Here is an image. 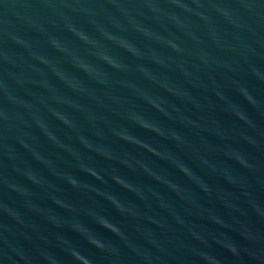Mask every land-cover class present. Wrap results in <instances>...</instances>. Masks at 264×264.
<instances>
[{
    "label": "water",
    "instance_id": "obj_1",
    "mask_svg": "<svg viewBox=\"0 0 264 264\" xmlns=\"http://www.w3.org/2000/svg\"><path fill=\"white\" fill-rule=\"evenodd\" d=\"M0 264H264V0H0Z\"/></svg>",
    "mask_w": 264,
    "mask_h": 264
}]
</instances>
